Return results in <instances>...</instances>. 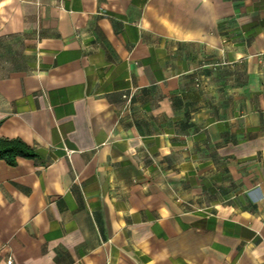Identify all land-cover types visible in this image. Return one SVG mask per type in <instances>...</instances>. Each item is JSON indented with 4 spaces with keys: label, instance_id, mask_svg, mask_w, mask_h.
Instances as JSON below:
<instances>
[{
    "label": "crops",
    "instance_id": "0c3cea01",
    "mask_svg": "<svg viewBox=\"0 0 264 264\" xmlns=\"http://www.w3.org/2000/svg\"><path fill=\"white\" fill-rule=\"evenodd\" d=\"M0 264H264V0H0Z\"/></svg>",
    "mask_w": 264,
    "mask_h": 264
},
{
    "label": "trees",
    "instance_id": "16d2710c",
    "mask_svg": "<svg viewBox=\"0 0 264 264\" xmlns=\"http://www.w3.org/2000/svg\"><path fill=\"white\" fill-rule=\"evenodd\" d=\"M18 157L33 159L37 157V153L18 138H0V160L14 166Z\"/></svg>",
    "mask_w": 264,
    "mask_h": 264
},
{
    "label": "built area",
    "instance_id": "2783aa9c",
    "mask_svg": "<svg viewBox=\"0 0 264 264\" xmlns=\"http://www.w3.org/2000/svg\"><path fill=\"white\" fill-rule=\"evenodd\" d=\"M7 263H8V264H10V263H11V259H10V258L7 260Z\"/></svg>",
    "mask_w": 264,
    "mask_h": 264
}]
</instances>
